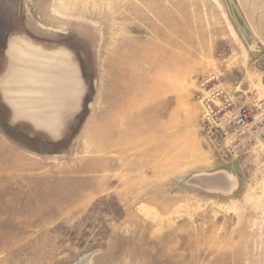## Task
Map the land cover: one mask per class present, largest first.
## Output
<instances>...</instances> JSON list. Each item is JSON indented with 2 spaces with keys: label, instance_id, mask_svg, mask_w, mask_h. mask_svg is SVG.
Listing matches in <instances>:
<instances>
[{
  "label": "rangeland",
  "instance_id": "rangeland-1",
  "mask_svg": "<svg viewBox=\"0 0 264 264\" xmlns=\"http://www.w3.org/2000/svg\"><path fill=\"white\" fill-rule=\"evenodd\" d=\"M14 36L84 91L54 135L0 90V264H264V148L222 159L197 99H264V0H0V80Z\"/></svg>",
  "mask_w": 264,
  "mask_h": 264
},
{
  "label": "bare ground",
  "instance_id": "bare-ground-1",
  "mask_svg": "<svg viewBox=\"0 0 264 264\" xmlns=\"http://www.w3.org/2000/svg\"><path fill=\"white\" fill-rule=\"evenodd\" d=\"M9 53V70L0 87L14 118L27 119L57 135L65 118L79 108L84 91L70 51L46 49L28 37L16 36L10 41ZM234 186L232 181L230 188ZM76 264H91L90 256Z\"/></svg>",
  "mask_w": 264,
  "mask_h": 264
},
{
  "label": "built area",
  "instance_id": "built-area-1",
  "mask_svg": "<svg viewBox=\"0 0 264 264\" xmlns=\"http://www.w3.org/2000/svg\"><path fill=\"white\" fill-rule=\"evenodd\" d=\"M197 99L206 138L222 159L264 148V99L247 93L237 96L214 73L201 78Z\"/></svg>",
  "mask_w": 264,
  "mask_h": 264
},
{
  "label": "crops",
  "instance_id": "crops-1",
  "mask_svg": "<svg viewBox=\"0 0 264 264\" xmlns=\"http://www.w3.org/2000/svg\"><path fill=\"white\" fill-rule=\"evenodd\" d=\"M15 37L16 36H14V38L13 39H15ZM10 61H11V58H10ZM8 70L9 69H6V71H5V73L3 74V76L1 77V79L4 77V76H6L7 75V73H8ZM0 90H1V93H2V95H3V97H4V94H3V91H2V89H1V87H0ZM5 99V98H4ZM7 102V101H6ZM8 103V102H7ZM10 106V105H9ZM11 107V106H10ZM12 109V108H11ZM12 112H13V115L15 114L14 113V111H13V109H12ZM15 119V118H14ZM21 119H24V118H21ZM17 120V119H16ZM25 120H27V119H25Z\"/></svg>",
  "mask_w": 264,
  "mask_h": 264
},
{
  "label": "water",
  "instance_id": "water-1",
  "mask_svg": "<svg viewBox=\"0 0 264 264\" xmlns=\"http://www.w3.org/2000/svg\"><path fill=\"white\" fill-rule=\"evenodd\" d=\"M218 180V179H217ZM218 183H219V185L222 187V186H224L225 184H224V182L223 181H218ZM80 261V260H79Z\"/></svg>",
  "mask_w": 264,
  "mask_h": 264
}]
</instances>
